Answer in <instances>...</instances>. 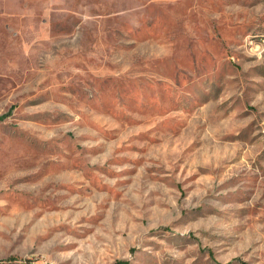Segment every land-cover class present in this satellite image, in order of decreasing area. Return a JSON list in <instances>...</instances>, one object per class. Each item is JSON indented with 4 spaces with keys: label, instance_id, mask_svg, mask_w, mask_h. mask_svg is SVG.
Masks as SVG:
<instances>
[{
    "label": "rangeland",
    "instance_id": "1",
    "mask_svg": "<svg viewBox=\"0 0 264 264\" xmlns=\"http://www.w3.org/2000/svg\"><path fill=\"white\" fill-rule=\"evenodd\" d=\"M264 0H0V264H264Z\"/></svg>",
    "mask_w": 264,
    "mask_h": 264
},
{
    "label": "bare ground",
    "instance_id": "2",
    "mask_svg": "<svg viewBox=\"0 0 264 264\" xmlns=\"http://www.w3.org/2000/svg\"><path fill=\"white\" fill-rule=\"evenodd\" d=\"M255 41L258 47H261V51L264 53V32H260L255 36Z\"/></svg>",
    "mask_w": 264,
    "mask_h": 264
},
{
    "label": "built area",
    "instance_id": "3",
    "mask_svg": "<svg viewBox=\"0 0 264 264\" xmlns=\"http://www.w3.org/2000/svg\"><path fill=\"white\" fill-rule=\"evenodd\" d=\"M261 32H264V29ZM255 50L258 51L261 55H264L263 51H261V47H255Z\"/></svg>",
    "mask_w": 264,
    "mask_h": 264
},
{
    "label": "trees",
    "instance_id": "4",
    "mask_svg": "<svg viewBox=\"0 0 264 264\" xmlns=\"http://www.w3.org/2000/svg\"><path fill=\"white\" fill-rule=\"evenodd\" d=\"M7 114L0 115V119H3Z\"/></svg>",
    "mask_w": 264,
    "mask_h": 264
}]
</instances>
